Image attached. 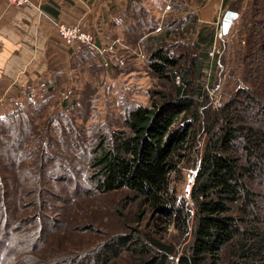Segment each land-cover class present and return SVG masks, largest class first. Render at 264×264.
Wrapping results in <instances>:
<instances>
[{"label":"trees","instance_id":"obj_1","mask_svg":"<svg viewBox=\"0 0 264 264\" xmlns=\"http://www.w3.org/2000/svg\"><path fill=\"white\" fill-rule=\"evenodd\" d=\"M187 1L172 0L170 17L154 33L157 18L142 4L129 2L118 16L123 25L120 32L105 36V44L117 39L130 54L143 38L144 67L170 88L151 90L148 105L126 106L118 125L96 133L88 151L81 150L86 163L81 178L59 163L56 181L65 188H58V193L65 190L78 198L123 191L122 200L136 206L138 221L148 220L156 229L131 228L113 234L74 264L114 260L123 264H168L170 260L174 264H264V0L224 1L238 17L228 32L232 45L220 58L207 55L214 27L198 21L197 10L179 15ZM205 2L194 0L196 8ZM94 54L88 46H77L71 55L73 64L84 63ZM255 58L262 64L254 66L259 61ZM218 61L232 75L231 82L241 80L245 87L213 108L203 80L213 86ZM67 106L40 125L34 123L37 112L17 108L0 113V206L4 210L0 212V263L11 250L4 242L10 231L9 215L12 220L20 206L19 191L22 199H31V208L44 201L63 202L48 190L46 180L51 176L46 170L53 163L49 151L53 144L66 147L76 137L81 140L80 129L75 127L76 137L69 134L78 112ZM54 126L59 127L58 133ZM184 162L195 169L187 194L175 187ZM36 218L46 220L40 241L55 224L41 212L32 220ZM30 220L26 216L20 228L29 226ZM162 225H170L175 243L154 236ZM180 239L184 244L179 249L175 244Z\"/></svg>","mask_w":264,"mask_h":264},{"label":"rangeland","instance_id":"obj_2","mask_svg":"<svg viewBox=\"0 0 264 264\" xmlns=\"http://www.w3.org/2000/svg\"><path fill=\"white\" fill-rule=\"evenodd\" d=\"M246 1L243 0V4ZM117 2L121 4V1L113 0L102 2L97 6V9H100L101 13L104 14L109 8L110 11L113 10L114 4ZM171 2L172 0H139V3L145 6L149 14L157 18V22L161 14L163 15V22L170 17L173 11L172 8L170 7L165 13L162 12V8L165 4L171 6ZM211 2L213 1L206 0L205 4L201 6L203 8H196L194 0H188L186 2L187 6L181 8L180 13H178L180 16H183L186 14V11L197 10V17L206 19L201 22L209 20L206 24L214 27L215 35L213 43H215L216 31L220 27L223 12L229 8L226 5L218 13H209L205 11L204 7ZM109 21L111 22L113 19ZM232 38V34H227L225 42L220 44L218 52L215 53L219 58L221 53H224L228 49V46L232 45ZM98 45L105 44L101 43ZM124 48V45L116 44L111 54L103 56L107 63L106 66H103L101 60L97 58L98 56L95 57L96 55L94 54L85 59L88 63L75 64L76 66L73 67L71 75L62 76V81L35 85L30 87L28 91H25L24 95L18 100L0 104V113L17 108L25 112H37L38 117L35 118V125H40L39 123L44 122V119L48 116L56 113L59 114L60 112L63 113L65 110L64 104H67L69 110L75 109L78 112L73 115L74 126L72 127L74 130L73 132H69V134L74 137L76 127L80 129L79 136L81 138V140H77L78 137L75 136V142L73 144L69 143L66 147L61 143H59L60 146L52 143L53 147L49 149L54 159L53 163L47 166L46 172L51 176L48 175L51 179L46 180V184L48 190L53 193V196L63 199L62 203L44 201L43 205L37 204V209L31 208V199H22L20 197L22 191H19L17 199L20 200V206L17 207L18 211L13 215L12 220L11 215H9L10 231L7 233V239L5 238L6 242H4L11 250L5 252L1 257L0 264H74L73 262L81 257L83 253L96 247L113 234L130 232L131 228L145 232L150 229H156L148 220L138 221V217L136 216L138 210L135 205L126 204L122 200L123 191L78 198L69 196L65 190H62V192L66 193H58V188H65V185L56 181L60 172L59 163H62L73 177H77V174H79L81 178V168L82 166H86L81 157L84 151L81 150L88 151L96 133L109 132L118 125L121 112L126 106L131 104L148 105L152 99L151 90L167 91L170 88V84L156 79L146 70L142 59L136 58L133 53L131 55L124 52ZM190 52L196 53L192 48ZM255 59L259 61L254 66L262 64L261 59ZM231 76L225 65L220 64L215 75V80L211 83L213 86L207 85L206 78H204L203 82L205 84H203L209 95L211 107H213L211 103H213L214 98L217 97L221 103L222 100L230 96L234 91L245 87V84L241 80H238L236 83L231 82L230 80H233ZM74 101L76 102L74 103ZM29 102L31 103L30 106L28 105ZM81 116L85 119L81 120ZM69 125V123L65 124V126ZM56 127H52V130L58 133L59 127ZM189 169L190 166L184 162L180 176L176 174L175 187L178 193L183 194L186 175ZM2 175L8 174L3 173ZM52 178L55 180H52ZM3 211V206H0V212ZM39 212L53 219L55 224L53 227L55 229H48L46 235L40 241L39 231L42 230V226L45 228L46 220L41 218L32 220L33 215ZM26 216L31 217V224L20 228L21 221ZM154 236L170 243L177 241L173 237L170 225L166 227L162 225L160 231L154 232ZM22 240L25 241V244L21 245ZM183 244L184 241L182 242L180 239L175 244V247H179L180 249ZM106 264H123V261L114 260ZM168 264H174V262L170 260Z\"/></svg>","mask_w":264,"mask_h":264},{"label":"crops","instance_id":"obj_3","mask_svg":"<svg viewBox=\"0 0 264 264\" xmlns=\"http://www.w3.org/2000/svg\"><path fill=\"white\" fill-rule=\"evenodd\" d=\"M109 1L31 0L30 5L13 6L0 0V104L18 100L30 87L62 81V76L71 75L76 66L71 57L74 48L57 37L54 22L89 31L97 44H105V36L111 32H120L123 25L118 23V16L129 2L139 0H113L121 4L117 2L104 15L97 6ZM211 1L205 11L218 13L224 1L231 0Z\"/></svg>","mask_w":264,"mask_h":264},{"label":"built area","instance_id":"obj_4","mask_svg":"<svg viewBox=\"0 0 264 264\" xmlns=\"http://www.w3.org/2000/svg\"><path fill=\"white\" fill-rule=\"evenodd\" d=\"M31 0H7V2L13 6H22V5H28L31 4ZM170 8L169 4H165V6L162 8V12L165 13ZM202 15V13H201ZM204 19V20H203ZM198 21H205V18L197 17ZM209 22L207 20L204 23ZM163 23V15L161 14L158 18L157 26L154 28L153 32H158L161 25ZM54 31L57 37L62 41V43L67 47H77V46H88L95 54L98 56V58L101 60V64L103 66H106V60H104L103 56L116 46V44L121 45L117 39L112 40L111 42L105 44V45H98L94 41L93 35L89 31H81L79 30L75 25H68L61 22H54ZM226 35L222 34L221 32V22L220 27L216 31V42L211 44V47L209 51L207 52V55L209 57H213L216 52H218L220 44L225 42ZM131 52L136 56L138 59H144L145 57V44L143 41V38L138 40L135 45L132 47ZM103 60V61H102ZM218 65L219 61H218ZM179 81L178 77L176 76L174 78V82L177 84ZM213 107H219L220 102L216 98L213 99Z\"/></svg>","mask_w":264,"mask_h":264},{"label":"water","instance_id":"obj_5","mask_svg":"<svg viewBox=\"0 0 264 264\" xmlns=\"http://www.w3.org/2000/svg\"><path fill=\"white\" fill-rule=\"evenodd\" d=\"M238 14L232 10H225L223 16H222V21H221V32L224 35H227L229 32V28L232 25V22L237 18ZM195 174V169H190L186 175V181L184 184V189L183 192L185 194L188 193L190 189V185L192 182V179Z\"/></svg>","mask_w":264,"mask_h":264}]
</instances>
